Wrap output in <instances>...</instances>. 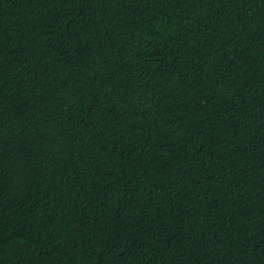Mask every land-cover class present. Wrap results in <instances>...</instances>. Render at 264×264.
I'll return each instance as SVG.
<instances>
[{
  "label": "trees",
  "instance_id": "1",
  "mask_svg": "<svg viewBox=\"0 0 264 264\" xmlns=\"http://www.w3.org/2000/svg\"><path fill=\"white\" fill-rule=\"evenodd\" d=\"M0 264H264V0H0Z\"/></svg>",
  "mask_w": 264,
  "mask_h": 264
}]
</instances>
